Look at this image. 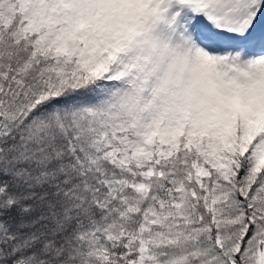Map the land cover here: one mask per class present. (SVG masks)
Returning a JSON list of instances; mask_svg holds the SVG:
<instances>
[{
  "label": "snow or ice",
  "instance_id": "snow-or-ice-1",
  "mask_svg": "<svg viewBox=\"0 0 264 264\" xmlns=\"http://www.w3.org/2000/svg\"><path fill=\"white\" fill-rule=\"evenodd\" d=\"M0 264H264V0H0Z\"/></svg>",
  "mask_w": 264,
  "mask_h": 264
}]
</instances>
